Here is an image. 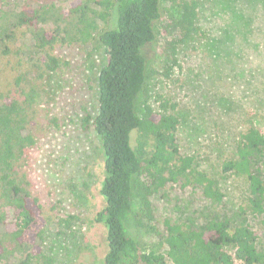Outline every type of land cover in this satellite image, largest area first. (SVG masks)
Masks as SVG:
<instances>
[{"label": "trees", "instance_id": "trees-1", "mask_svg": "<svg viewBox=\"0 0 264 264\" xmlns=\"http://www.w3.org/2000/svg\"><path fill=\"white\" fill-rule=\"evenodd\" d=\"M171 1L178 16L164 33L175 57L180 47L203 32L197 24V0ZM161 2L70 0L63 7L55 0H11L0 5V264H39L28 243L43 227L31 181V154L38 143L32 123L47 102V82L67 65L59 52L70 46L85 49L95 41L106 59L96 78L97 112L88 114L83 126L99 136L104 162L100 194L105 205L96 215L106 228L102 264H264V251L256 246L258 235L249 225L233 227L223 218L194 228L165 218L157 226L150 197L168 185L197 188L215 204L224 198L196 158L181 153L175 104L160 97L158 110L146 107L137 114L147 71L144 50L156 38ZM241 5L260 10L264 0H243ZM171 69L165 65L166 79ZM232 153L219 170L246 180L245 208H239V215L261 216L264 180L252 173V163L263 158L264 130L249 124L238 134ZM134 199L140 201V212L133 211ZM142 216L166 247L165 256L142 252L128 233V222L137 224Z\"/></svg>", "mask_w": 264, "mask_h": 264}, {"label": "rangeland", "instance_id": "rangeland-1", "mask_svg": "<svg viewBox=\"0 0 264 264\" xmlns=\"http://www.w3.org/2000/svg\"><path fill=\"white\" fill-rule=\"evenodd\" d=\"M197 1V24L203 36L198 33L173 57L164 32L178 16L177 9L171 0H162L156 38L144 50L146 80L136 109L138 115L146 107L155 112L160 97L175 104L181 153L196 158L217 181L224 198L215 204L197 188L168 185L152 194L150 202L158 227L165 218L194 228H202L210 219L227 218L233 227L249 225L258 235V250L264 251V214L239 215V208H245V178L219 170L233 154L242 130L249 124L264 130V8L252 11L241 5L243 0ZM10 2L0 0V5ZM55 2L64 7L70 0ZM59 54L67 65L47 82V102L32 123L38 143L31 154V181L42 207L37 213L43 227L39 236L28 237V243L39 264H102L106 228L96 215L105 205L100 194L104 162L99 136L84 128L83 121L97 112L96 78L106 57L96 41L85 49L63 48ZM165 65L172 67L168 79L163 76ZM263 162L264 154L252 163V173L262 180ZM139 202L133 200L134 212H140ZM127 231L142 252L165 256L166 247L145 216L137 224L130 220Z\"/></svg>", "mask_w": 264, "mask_h": 264}]
</instances>
